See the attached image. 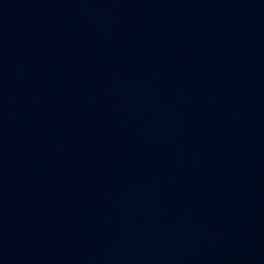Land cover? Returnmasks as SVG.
<instances>
[{"label": "water", "instance_id": "obj_1", "mask_svg": "<svg viewBox=\"0 0 264 264\" xmlns=\"http://www.w3.org/2000/svg\"><path fill=\"white\" fill-rule=\"evenodd\" d=\"M0 264H264V0H0Z\"/></svg>", "mask_w": 264, "mask_h": 264}]
</instances>
